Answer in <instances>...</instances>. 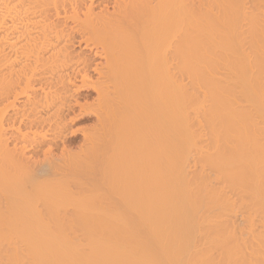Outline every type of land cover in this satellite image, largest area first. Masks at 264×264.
<instances>
[{"label": "bare ground", "instance_id": "1", "mask_svg": "<svg viewBox=\"0 0 264 264\" xmlns=\"http://www.w3.org/2000/svg\"><path fill=\"white\" fill-rule=\"evenodd\" d=\"M0 264H264V0H0Z\"/></svg>", "mask_w": 264, "mask_h": 264}, {"label": "rangeland", "instance_id": "2", "mask_svg": "<svg viewBox=\"0 0 264 264\" xmlns=\"http://www.w3.org/2000/svg\"><path fill=\"white\" fill-rule=\"evenodd\" d=\"M77 50V49H76ZM84 90H82V92H81V94H90L92 97L95 95L94 94V92L92 91V90H87V92H83ZM90 99V97L88 98V99H86L87 100V104H88V101H89V103L91 102V99ZM84 102L83 100H79V102ZM90 109H91V107L89 108V110L88 111H90ZM76 110H77V108H76ZM84 116V120L83 121H76V122H73V123H71L70 124V128H71V131H73V132H75V133H73V135H71V134H68L67 136H66V141H67V143L68 144H70L69 142H71V144L70 145H68L67 143V145L66 146H70V148L72 149H70L71 151H74V150H76L75 149V147L77 148V145H79L80 143H81V141H82V137H81V135H82V133L83 134H85V133H90L91 131V128H92V125H93V117H91L92 116V114L90 113V115L88 114V112L86 111V114L85 115H83ZM81 140V141H80ZM73 148H74V150H73ZM235 216V215H234ZM237 217H235V218H238V220L236 219L235 220V218H233L234 219V221H233V219H232V221L233 222H237L239 225H242L243 227H244V224H242V222H244V220H243V218L241 219V216H240V214H237L236 215ZM238 216H240V217H238ZM243 217V216H242ZM241 220H243L242 222H241ZM237 223H234L235 225H237ZM241 223V224H240ZM238 226V225H237ZM239 227V226H238ZM240 228V227H239ZM242 228V227H241ZM240 228V229H241Z\"/></svg>", "mask_w": 264, "mask_h": 264}]
</instances>
